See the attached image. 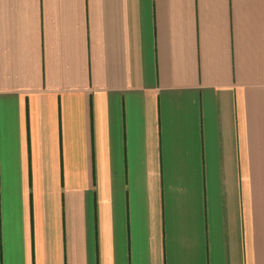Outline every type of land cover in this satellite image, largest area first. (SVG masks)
Returning a JSON list of instances; mask_svg holds the SVG:
<instances>
[{"label":"crops","instance_id":"obj_1","mask_svg":"<svg viewBox=\"0 0 264 264\" xmlns=\"http://www.w3.org/2000/svg\"><path fill=\"white\" fill-rule=\"evenodd\" d=\"M0 264H264V0H0Z\"/></svg>","mask_w":264,"mask_h":264}]
</instances>
